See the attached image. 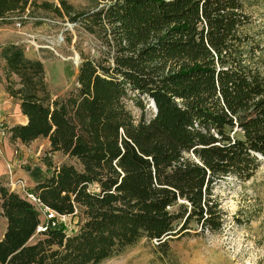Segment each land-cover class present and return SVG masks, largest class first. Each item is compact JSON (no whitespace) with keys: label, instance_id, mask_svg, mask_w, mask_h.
<instances>
[{"label":"trees","instance_id":"1","mask_svg":"<svg viewBox=\"0 0 264 264\" xmlns=\"http://www.w3.org/2000/svg\"><path fill=\"white\" fill-rule=\"evenodd\" d=\"M262 2L89 0L81 11L67 0H0V23L37 9L98 41L60 97L40 60L0 47L7 93L28 119L12 141L48 140L49 154L66 158L46 156L48 175L30 191L51 221L0 178V264H102L141 242L221 232L215 186L250 180L264 159Z\"/></svg>","mask_w":264,"mask_h":264},{"label":"rangeland","instance_id":"2","mask_svg":"<svg viewBox=\"0 0 264 264\" xmlns=\"http://www.w3.org/2000/svg\"><path fill=\"white\" fill-rule=\"evenodd\" d=\"M35 1L59 4V0ZM67 2L77 10L89 8V0ZM254 29L264 31V0L261 7H255ZM10 43L22 46L28 58L44 64L46 81L54 97L64 96L74 85L81 52L94 56L98 45L80 23L72 24L37 9L0 23V47ZM148 107L153 113L151 105ZM21 152L26 156L23 167L35 182L48 175L43 163L46 156L52 157L56 165L66 161L61 154L50 155L44 139ZM259 161L260 167L250 180L228 177L215 186L214 194L226 215L221 232L195 235L192 231L191 236L171 241L163 248L157 247L156 242H141L102 264H264V159ZM40 168L45 171H37ZM41 217L43 223L47 221L44 214ZM65 220L72 225L71 219ZM5 228L6 221L0 214V238Z\"/></svg>","mask_w":264,"mask_h":264},{"label":"crops","instance_id":"3","mask_svg":"<svg viewBox=\"0 0 264 264\" xmlns=\"http://www.w3.org/2000/svg\"><path fill=\"white\" fill-rule=\"evenodd\" d=\"M4 65L5 63L0 60V178L11 191L24 198V192H30L35 187L36 182L26 172V167H23L26 156L23 152L19 154V150L28 151L34 143L41 139L30 145H23L20 141H12L11 128L26 125L28 119L22 114L19 102L7 93V84L3 73ZM45 142L48 146L50 145L48 140ZM42 170L45 171L43 168ZM5 231L6 228L0 240L4 237Z\"/></svg>","mask_w":264,"mask_h":264},{"label":"built area","instance_id":"4","mask_svg":"<svg viewBox=\"0 0 264 264\" xmlns=\"http://www.w3.org/2000/svg\"><path fill=\"white\" fill-rule=\"evenodd\" d=\"M17 26L20 27L21 24L17 23ZM24 198L28 202H30L37 210H39L42 214H44L46 216L47 221H51V220L56 218L57 214L55 212L51 211L50 209L45 208L44 205L42 204V202L40 201V199L37 196L31 194L30 192H25ZM65 219L66 218L63 217L62 221L65 222L66 221ZM45 230H46L45 226L41 225L38 228V233L39 232H43Z\"/></svg>","mask_w":264,"mask_h":264}]
</instances>
